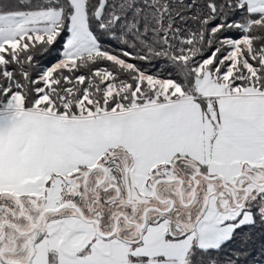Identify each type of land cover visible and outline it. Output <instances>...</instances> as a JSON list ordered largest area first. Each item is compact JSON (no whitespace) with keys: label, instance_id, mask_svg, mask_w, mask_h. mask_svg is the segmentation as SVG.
Segmentation results:
<instances>
[{"label":"snow or ice","instance_id":"obj_1","mask_svg":"<svg viewBox=\"0 0 264 264\" xmlns=\"http://www.w3.org/2000/svg\"><path fill=\"white\" fill-rule=\"evenodd\" d=\"M0 264H264V0H0Z\"/></svg>","mask_w":264,"mask_h":264},{"label":"trees","instance_id":"obj_2","mask_svg":"<svg viewBox=\"0 0 264 264\" xmlns=\"http://www.w3.org/2000/svg\"><path fill=\"white\" fill-rule=\"evenodd\" d=\"M46 63L48 62V61H45Z\"/></svg>","mask_w":264,"mask_h":264}]
</instances>
